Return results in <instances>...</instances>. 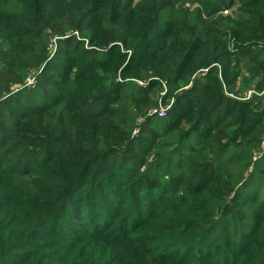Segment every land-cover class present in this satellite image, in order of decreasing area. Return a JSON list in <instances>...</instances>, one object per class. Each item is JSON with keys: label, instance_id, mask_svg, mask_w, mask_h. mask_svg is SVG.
<instances>
[{"label": "trees", "instance_id": "trees-1", "mask_svg": "<svg viewBox=\"0 0 264 264\" xmlns=\"http://www.w3.org/2000/svg\"><path fill=\"white\" fill-rule=\"evenodd\" d=\"M263 142L264 0H0V264H264Z\"/></svg>", "mask_w": 264, "mask_h": 264}, {"label": "built area", "instance_id": "built-area-1", "mask_svg": "<svg viewBox=\"0 0 264 264\" xmlns=\"http://www.w3.org/2000/svg\"><path fill=\"white\" fill-rule=\"evenodd\" d=\"M226 13H227V11H224V14H226ZM252 93H253L252 91H249L248 94L244 98H241V100L250 99ZM158 114L160 116H165L166 115L165 109L161 108L160 110H158ZM261 150L264 151V142L262 143Z\"/></svg>", "mask_w": 264, "mask_h": 264}]
</instances>
